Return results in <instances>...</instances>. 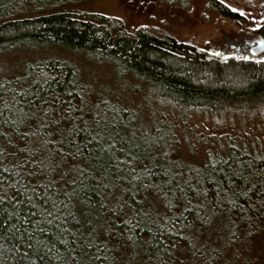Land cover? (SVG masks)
Returning a JSON list of instances; mask_svg holds the SVG:
<instances>
[{"label": "trees", "instance_id": "obj_1", "mask_svg": "<svg viewBox=\"0 0 264 264\" xmlns=\"http://www.w3.org/2000/svg\"><path fill=\"white\" fill-rule=\"evenodd\" d=\"M56 1L0 0V52L23 46L71 51L142 81L153 97L172 106L214 113L249 103L264 105V62L221 63L143 31L134 36L114 34L117 23L95 14L16 15L25 7ZM211 4L217 6L213 0ZM0 113V195L14 201L19 191L18 199L24 201L19 207L22 212L31 207L28 197L37 206L46 196L64 201L72 215L62 225L67 230L63 239L77 257L75 264H258L264 260V216L239 207L249 208L250 201L240 200L219 223L211 222L216 190L221 197L227 194L233 169L246 176L252 169L264 171V155L229 141L222 156L211 157L202 166L186 164L178 159L171 133L163 125L151 129L137 111L112 95L95 94L76 65L57 58L28 65L23 77L1 81ZM105 124L122 129L123 140L135 133V142L142 148L134 154L154 173L144 182L160 185L151 195L142 189L136 197L153 201L155 223L142 221L140 228L126 232L125 238L133 235L134 242L101 243L89 237L92 228L107 227L104 205L119 207L117 198L135 167L129 158L122 166L125 179L116 178L115 170L101 176L93 158L100 153L95 149L91 156L86 150L76 153L73 145L83 147ZM121 146L116 144V155L124 160L127 149L121 153ZM91 177L101 180L98 188ZM76 179H83L88 188L69 200L65 193L71 191L69 185ZM257 179L252 176L253 182ZM101 198L103 204L98 202ZM188 201L190 211H185L183 205ZM3 208L13 211L8 203ZM197 215L209 223L201 226ZM51 243L56 244L52 255L57 249L65 252V246L55 238ZM43 264L64 261L46 259Z\"/></svg>", "mask_w": 264, "mask_h": 264}, {"label": "rangeland", "instance_id": "obj_2", "mask_svg": "<svg viewBox=\"0 0 264 264\" xmlns=\"http://www.w3.org/2000/svg\"><path fill=\"white\" fill-rule=\"evenodd\" d=\"M58 0L53 4L23 8L18 17L75 13L105 16L114 22V34L138 31L158 39H170L193 48L206 60L236 61L235 47L264 19V0ZM231 7L246 13L240 16ZM227 10V11H226ZM219 53V55H216ZM57 58L80 70L95 94L108 93L125 107L140 114L155 129L163 125L171 133L178 159L202 166L211 157L222 156L229 141L251 153L264 155V105L249 103L218 112L172 106L151 95L148 85L123 75L107 65L89 62L83 56L60 48L18 47L0 52V82L23 77L28 65ZM238 58V56L236 57ZM258 264H264L261 260Z\"/></svg>", "mask_w": 264, "mask_h": 264}, {"label": "snow or ice", "instance_id": "obj_3", "mask_svg": "<svg viewBox=\"0 0 264 264\" xmlns=\"http://www.w3.org/2000/svg\"><path fill=\"white\" fill-rule=\"evenodd\" d=\"M220 2L224 4L225 0H220ZM227 6L231 8L232 12H238L240 16L246 15L244 11L238 8ZM216 55H219V53H216ZM243 59H248V57L244 56ZM27 103L31 104L32 101ZM121 131L122 129L116 130L105 124L101 131L95 136H91L83 147L77 144L73 145L77 154H82L86 150L91 156L94 149L97 153H100V155L93 158L99 164L101 176L107 175L108 170H115L116 178L125 179L121 175L123 164L128 162L129 158L135 163V167L131 168V178L127 180V184L132 186L128 188L125 184L122 187L121 195L117 198L119 207L108 208L107 205H104L107 208L105 220L107 227L102 230L92 228L89 232L91 239L99 240L101 243L105 240L109 243L114 240L117 244L125 240L134 242L133 235H128L125 238L126 232L132 233L134 229L140 228L142 221L155 223L152 218L153 201L148 200L145 196H140V199H136V197L142 189L151 195L156 189L160 188V185L144 182L146 178L153 176V169L147 164L140 163L141 157L134 154V151L142 148V145L135 142V133L132 134L129 140H123V137L120 136ZM0 136H3V133H0ZM102 141L107 143V147ZM117 143L122 145L119 149L121 153L127 149L124 160L116 155ZM145 143H148V141L145 140ZM82 175L83 173H81ZM253 175L258 177L256 182L252 180ZM229 178L233 179V182L227 185L226 195L221 197L219 189L216 190V200L213 205L214 215L211 222L219 223V218L225 217L226 213L235 208L240 200L251 202L249 208H245L243 204H240L239 207L242 211H253L264 216V171L257 172L256 169H252V172L246 176L243 171L233 169ZM90 179L95 181L97 188L100 186V179L96 177ZM69 187L71 191L66 192L65 196L71 200L76 198L80 191L87 189L88 185L84 183L83 179H76L72 181ZM93 190L96 191V189ZM96 194L99 195V192L96 191ZM18 195L19 191H17V199L14 201H9L6 194L0 195V209H2V212H0V264H43L46 259L49 261L62 259L64 264H75L77 257L71 254V249L67 248V242L63 239L67 230L62 225L67 217L72 215L68 211V205L64 201L46 196L43 204L37 206L32 198L28 197L27 203L31 207L27 212H22L19 207L24 201H20ZM254 196L255 199H253ZM98 202L103 204V198ZM5 203L13 208L12 212H8L7 208H3ZM190 204L191 201H188V204L183 205L185 211H190L188 207ZM176 219L178 220L179 217ZM196 219L201 226L209 223L199 215ZM248 219H251V217ZM50 228L52 231H49ZM233 235L235 234L233 233ZM53 238L59 244L65 246L64 253L57 249L55 254L52 255L53 250L56 248V244L51 243ZM88 247H93V245L89 244ZM96 259H100V257L97 256Z\"/></svg>", "mask_w": 264, "mask_h": 264}, {"label": "flooded vegetation", "instance_id": "obj_4", "mask_svg": "<svg viewBox=\"0 0 264 264\" xmlns=\"http://www.w3.org/2000/svg\"><path fill=\"white\" fill-rule=\"evenodd\" d=\"M264 7V6H263ZM251 27V32L246 38L241 40L243 45L240 46L238 43L235 47L236 55L233 53L229 55L230 59H236V62H253V63H263L264 62V52L260 54L254 53L261 43H264V19L261 24H257ZM238 56V58H236ZM247 56L248 59H243Z\"/></svg>", "mask_w": 264, "mask_h": 264}, {"label": "water", "instance_id": "obj_5", "mask_svg": "<svg viewBox=\"0 0 264 264\" xmlns=\"http://www.w3.org/2000/svg\"><path fill=\"white\" fill-rule=\"evenodd\" d=\"M263 52H264V43H261L259 45V47L257 48V51H255L254 53L260 54V53H263Z\"/></svg>", "mask_w": 264, "mask_h": 264}]
</instances>
